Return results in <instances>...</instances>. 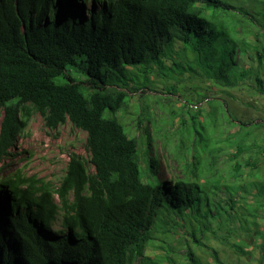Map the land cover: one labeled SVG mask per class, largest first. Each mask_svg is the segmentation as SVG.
Here are the masks:
<instances>
[{"label":"trees","instance_id":"1","mask_svg":"<svg viewBox=\"0 0 264 264\" xmlns=\"http://www.w3.org/2000/svg\"><path fill=\"white\" fill-rule=\"evenodd\" d=\"M88 3L0 0V264H227L212 239L264 264V118L206 96V113L188 107L183 175L158 177L148 136L151 182L120 117L153 71L263 104L264 0ZM35 114L87 133L57 188L6 171Z\"/></svg>","mask_w":264,"mask_h":264},{"label":"rangeland","instance_id":"2","mask_svg":"<svg viewBox=\"0 0 264 264\" xmlns=\"http://www.w3.org/2000/svg\"><path fill=\"white\" fill-rule=\"evenodd\" d=\"M72 74L76 78L83 77L82 73ZM139 75L143 77V74ZM171 85L176 91L169 89ZM207 86L198 77L176 81L153 71L146 86L129 90L130 103L127 111L120 113V117L130 135L140 137V167L144 180L158 182V179L149 175L148 170L146 151L149 135L152 137V151L158 155L160 161L158 177L174 180L185 173L179 154L183 152L180 139L184 137L186 127L190 124L188 107H191L192 112L202 107L206 113L209 105L206 96L213 104L214 99L223 95L239 119L264 118V103L258 107L248 105L247 101L252 99L251 95L244 93L242 89H231L230 94H222L218 88ZM2 113L0 110V123ZM86 137V131L75 127L70 121L58 129H50L44 124L42 116L35 114L5 160L7 174L37 175L57 188L66 173L69 153L86 154ZM217 138L218 136H215V141ZM226 159L225 154H222L220 161L224 162ZM209 243L218 250L220 257L227 264H258L256 260L250 261L232 253L218 239H212ZM203 255L205 260L214 262L211 253L204 251Z\"/></svg>","mask_w":264,"mask_h":264}]
</instances>
